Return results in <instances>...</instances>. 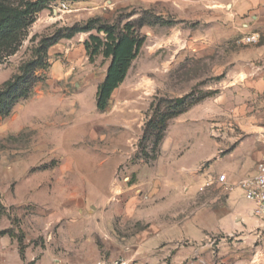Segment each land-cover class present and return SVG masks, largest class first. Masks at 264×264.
<instances>
[{"label": "rangeland", "instance_id": "obj_1", "mask_svg": "<svg viewBox=\"0 0 264 264\" xmlns=\"http://www.w3.org/2000/svg\"><path fill=\"white\" fill-rule=\"evenodd\" d=\"M0 1L25 19L0 40V88L37 51L44 64L0 117V264H264V217L235 193L259 146L237 149L232 113L245 36L168 0ZM141 18L145 42L98 111L109 60L84 47L96 29L50 39Z\"/></svg>", "mask_w": 264, "mask_h": 264}, {"label": "crops", "instance_id": "obj_2", "mask_svg": "<svg viewBox=\"0 0 264 264\" xmlns=\"http://www.w3.org/2000/svg\"><path fill=\"white\" fill-rule=\"evenodd\" d=\"M168 2L179 17H182V12L186 10V19L201 18L226 22L227 35L229 33L242 38L255 34L259 38L256 44H244L238 48L234 64V76L239 86L236 88L237 105L232 113L234 117H238L235 129L237 128L244 136L237 149L249 145V142L259 144L257 151L253 152L249 167L239 181L250 177L254 174L256 163L261 157L264 134V0H168ZM227 172L236 177L232 171ZM224 175L227 182L228 176ZM235 190L241 200V208L253 212L254 205L244 198L240 189L236 187Z\"/></svg>", "mask_w": 264, "mask_h": 264}, {"label": "trees", "instance_id": "obj_3", "mask_svg": "<svg viewBox=\"0 0 264 264\" xmlns=\"http://www.w3.org/2000/svg\"><path fill=\"white\" fill-rule=\"evenodd\" d=\"M96 22L97 20H90L84 27L73 26L58 31L50 41L54 43L58 39H69L77 33L91 32L96 29V34L89 35L88 39L84 42V47L90 61L98 55H102L103 58L109 60L105 77L97 86L95 95L96 109L102 112L106 109L114 90L124 81L131 63L136 59L145 42V38L136 32V26L141 28L145 23L141 18L134 22H127L121 30H118L115 25L96 27ZM23 25H25L24 17L19 15L14 8L0 1V40L7 41L14 39L15 31ZM101 32L105 35L103 38L99 36ZM50 45L47 44L45 47ZM39 52L37 51V55L23 65L18 75L14 76L0 88V117L7 116L19 100L29 97L35 80L34 73L44 68ZM182 102V99L176 100V105L178 106ZM175 115L173 113L164 115L160 119V122L164 123V119H170ZM161 139L162 134L158 133L156 141H160Z\"/></svg>", "mask_w": 264, "mask_h": 264}, {"label": "built area", "instance_id": "obj_4", "mask_svg": "<svg viewBox=\"0 0 264 264\" xmlns=\"http://www.w3.org/2000/svg\"><path fill=\"white\" fill-rule=\"evenodd\" d=\"M62 9H66V6L62 4ZM258 36L247 35L242 39V43L245 45H253L258 42ZM261 157L256 163L255 172L252 176L242 179L238 182L237 188L241 190L244 198L254 205L253 213L264 217V134ZM217 183L224 184L226 182V176L221 174L217 176Z\"/></svg>", "mask_w": 264, "mask_h": 264}]
</instances>
